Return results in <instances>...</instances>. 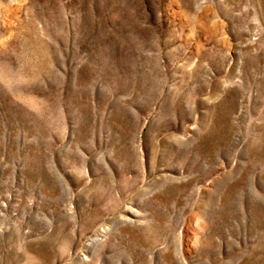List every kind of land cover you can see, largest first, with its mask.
<instances>
[{
	"label": "rangeland",
	"instance_id": "obj_1",
	"mask_svg": "<svg viewBox=\"0 0 264 264\" xmlns=\"http://www.w3.org/2000/svg\"><path fill=\"white\" fill-rule=\"evenodd\" d=\"M0 264H264V0H0Z\"/></svg>",
	"mask_w": 264,
	"mask_h": 264
}]
</instances>
